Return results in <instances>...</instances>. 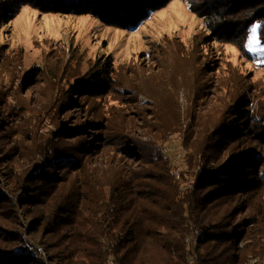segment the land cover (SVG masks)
<instances>
[{
    "label": "trees",
    "instance_id": "obj_1",
    "mask_svg": "<svg viewBox=\"0 0 264 264\" xmlns=\"http://www.w3.org/2000/svg\"><path fill=\"white\" fill-rule=\"evenodd\" d=\"M171 1L0 0V25L30 6L133 30ZM186 2L202 20L204 46L231 44L251 59L249 33L259 23L264 48V0ZM60 42L46 52L58 60L53 68H30L16 90L31 104L35 95L51 101L55 117L65 110L47 135L37 111L10 99L0 47V264H264V81L226 85L231 103L214 117L205 110L194 127L210 82L185 92L181 144L192 176L181 187L162 150L185 120L184 91L172 87L170 70L158 73L166 59L154 69L131 60L120 72L109 55L72 73ZM164 94L170 116L157 102ZM192 226L199 233L188 251Z\"/></svg>",
    "mask_w": 264,
    "mask_h": 264
},
{
    "label": "rangeland",
    "instance_id": "obj_2",
    "mask_svg": "<svg viewBox=\"0 0 264 264\" xmlns=\"http://www.w3.org/2000/svg\"><path fill=\"white\" fill-rule=\"evenodd\" d=\"M256 25L259 23L251 27L248 38V49L252 57L246 59L231 44L209 41V45L204 46L200 42L205 33L202 20L190 11L186 0H172L133 30L106 25L89 14L42 13L26 6L13 20L0 25V47H5V53L9 58L7 67L2 71V83L9 86V97L13 102L18 98L29 113L38 112V132L47 135L60 122L65 110L60 116L55 117L51 114L53 110L51 101L35 95L38 104L36 102L31 104L25 102L24 96L18 94L16 90L22 76L30 68L34 66L53 68L58 60L49 58L46 52L58 41L64 46V62L73 59L72 73L75 70L84 73L109 55L113 57L115 70L120 72L129 67L127 65L132 63L129 62L131 60L146 61L145 64L138 61L131 67L141 62L143 67L153 68L156 64L154 67L156 68L161 60L166 59L158 73L170 70L169 79L172 87L179 85L180 90L184 91L177 95L182 119L186 120L185 92L192 94L197 85L201 86V81L205 79L210 82L204 86L208 91L203 96L204 104L202 99L198 102L199 105L206 106L196 110L195 118L191 122V126L194 127L205 110L214 109V117L231 103L232 96L226 94L228 91L226 85L232 83V87L245 88L246 79L264 81V48L260 45L259 27L255 33L252 31ZM164 37L171 40L165 43ZM208 60L210 62L204 66ZM213 83H216L214 88L211 87ZM165 95L159 97L157 102L158 105H163L165 113L170 116L172 104L170 101L163 102ZM142 100L150 103L146 97H142ZM139 103L133 106V109L140 110ZM185 120L181 129H175L177 132L167 137L162 148L181 187L188 185L192 176L188 171L189 150L181 144L182 129L187 128L189 124V121ZM1 180L4 181L3 177ZM198 233L199 230L192 226L191 232L185 237L184 242L188 251L194 250ZM38 253L46 257L42 247L38 248ZM193 259L194 257L190 256L189 263H192Z\"/></svg>",
    "mask_w": 264,
    "mask_h": 264
},
{
    "label": "snow or ice",
    "instance_id": "obj_3",
    "mask_svg": "<svg viewBox=\"0 0 264 264\" xmlns=\"http://www.w3.org/2000/svg\"><path fill=\"white\" fill-rule=\"evenodd\" d=\"M258 27H259V25H256V26L253 27V29H252L253 33H255L256 28H258Z\"/></svg>",
    "mask_w": 264,
    "mask_h": 264
},
{
    "label": "bare ground",
    "instance_id": "obj_4",
    "mask_svg": "<svg viewBox=\"0 0 264 264\" xmlns=\"http://www.w3.org/2000/svg\"><path fill=\"white\" fill-rule=\"evenodd\" d=\"M28 7H30V6H28ZM30 8H32V7H30Z\"/></svg>",
    "mask_w": 264,
    "mask_h": 264
}]
</instances>
